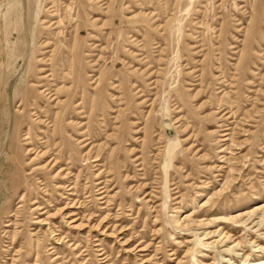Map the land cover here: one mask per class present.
I'll return each instance as SVG.
<instances>
[{
  "label": "rangeland",
  "instance_id": "rangeland-1",
  "mask_svg": "<svg viewBox=\"0 0 264 264\" xmlns=\"http://www.w3.org/2000/svg\"><path fill=\"white\" fill-rule=\"evenodd\" d=\"M261 262L264 0H0V264Z\"/></svg>",
  "mask_w": 264,
  "mask_h": 264
},
{
  "label": "bare ground",
  "instance_id": "bare-ground-1",
  "mask_svg": "<svg viewBox=\"0 0 264 264\" xmlns=\"http://www.w3.org/2000/svg\"><path fill=\"white\" fill-rule=\"evenodd\" d=\"M39 209V208H38ZM259 264H264V262H261V263H259Z\"/></svg>",
  "mask_w": 264,
  "mask_h": 264
}]
</instances>
